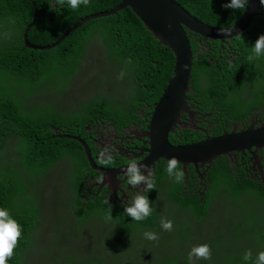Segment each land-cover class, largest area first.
Returning a JSON list of instances; mask_svg holds the SVG:
<instances>
[{
	"label": "flooded vegetation",
	"instance_id": "af4514ba",
	"mask_svg": "<svg viewBox=\"0 0 264 264\" xmlns=\"http://www.w3.org/2000/svg\"><path fill=\"white\" fill-rule=\"evenodd\" d=\"M260 7L262 10L252 18L245 30L232 38L204 37L189 31L190 44L198 46V50L193 51V63L199 60V53L203 55L209 65L213 66V71L216 69L219 73L234 71L233 89L225 84L202 92L209 83L208 73L197 71L192 74L191 70L188 86V90L191 91L186 92L185 109L178 111V122L168 133L171 145L185 146L202 142L206 137L231 132L244 133L252 130L259 134L264 133V72L258 78L254 66H248L239 61V55L246 54L244 52L245 39L254 40L259 31L264 29V22L261 21L264 20V16H262L264 15V6L260 5ZM243 13V9H226L212 16L210 18L212 22L207 23L217 28H229L240 21ZM215 33L220 36L219 33ZM150 52L147 51L143 55L140 70L122 66L121 71L124 70L126 73L144 72L152 75L155 70L149 66ZM255 60L260 64L263 55L260 59ZM227 63L231 66L225 70ZM75 79L76 75L71 77V85ZM115 87L116 93L106 98L119 104L111 105L107 111L95 108L104 117L85 120L83 124L75 125V128L72 129L74 131L70 134L71 136L85 139L89 144L99 170L92 169L93 172L86 170L87 176L81 181L78 188L82 195L80 209L72 208V203L78 204L77 201L71 197L67 198L66 195L62 196L69 207L62 216L68 214L72 217V213L75 214L73 211L81 215L91 213L102 239L114 238L118 233L125 235L126 241L122 247L110 251L118 255L120 260L127 259L140 263L151 261L159 264L162 261H174L176 264H189L187 257L190 248L200 244L197 243L200 239L205 241L207 238L210 230L209 218L220 211L219 206L227 207V203L230 202L227 192L228 181L234 182L239 189L252 186L264 194V142L258 141L257 144L245 146L231 155L219 157L209 167L180 163L184 179L181 183H175L166 172V159L160 158L154 162L149 160L147 164L151 147L146 130L155 105L166 87H163V92L152 104L144 105L142 103L135 111H132L129 104L124 101V80H115ZM14 92L18 93L19 89L14 88ZM21 95L24 96V92H21ZM146 99L147 97H143L142 100L146 101ZM32 101L33 96L26 98L23 107L30 108ZM63 107L70 109L72 105L67 103ZM14 140V137H11L10 141ZM90 149L88 147L89 151ZM9 150L10 147L4 148L0 161L3 157L8 156ZM102 150L111 153L112 164L106 166L98 162ZM130 160L146 164L153 171L156 189L146 191L144 195L147 196L152 212L158 221L157 228L153 232L158 235V240L146 239L144 233L151 232L152 229L146 231L138 229V224L129 219L124 212V206L130 203L133 193H143L145 188V185L141 184L136 189H132L127 183L124 171ZM63 162L70 172L69 162ZM220 168H224V175L219 173ZM144 174L147 175L146 172ZM159 177H163L160 183L158 182ZM177 197H180L185 204L189 205L190 202L196 209L204 212L203 221L197 223L189 208H183L173 201V198ZM243 199L251 202L256 200L264 204V198H258L249 191H244ZM46 202L47 192H45V200L40 203L41 211L42 205ZM110 206L113 218L106 220L105 216ZM235 217H238V212L235 209L231 212L225 210V220ZM162 218L172 221L171 231L162 228ZM41 221L42 219L39 217L38 225ZM38 225L31 235L32 243H43L36 241ZM232 226L235 228L234 224ZM82 231L87 232L86 230ZM193 231L197 234L196 240L189 234ZM115 240L123 241L117 237ZM211 240H218L220 243H209ZM208 245L213 249L225 250L228 262L253 264L257 254L264 251V215L258 219L254 230L247 235L240 233L228 236L221 233L219 228L216 234L209 237ZM167 246L183 251L181 255L166 254L164 250ZM72 250L67 246L66 252L70 257H72ZM249 250L252 252V260L244 261L243 256ZM101 257L102 252L96 253L94 260H104ZM115 261V258L110 256L104 260L105 264H114ZM218 262L220 259L217 253L213 252L210 260H204L202 263L196 260L195 264H217Z\"/></svg>",
	"mask_w": 264,
	"mask_h": 264
},
{
	"label": "trees",
	"instance_id": "16d2710c",
	"mask_svg": "<svg viewBox=\"0 0 264 264\" xmlns=\"http://www.w3.org/2000/svg\"><path fill=\"white\" fill-rule=\"evenodd\" d=\"M176 1L193 16L203 20L230 9L223 6L230 0H206L212 3L204 5H192L191 0ZM53 2L55 0H0V157L4 148L10 147L8 156L0 161V206L7 209L21 227L18 245L7 264H29L32 261L36 264H50L42 261L35 247L30 245L31 235L39 223L40 203L45 200V192L37 187L35 195L32 194L35 206H30V196L27 192H32V187L37 186L42 177H48L52 169H58L60 163L67 160L76 147V142L71 137L58 136L52 126L70 134L74 131L66 127V123L73 117L61 106L69 102L66 101L67 93L64 91L71 86V77L78 74L88 47L98 44L101 54L110 61L135 70L141 69L143 55L151 51L149 66L155 71L150 76L162 80V87H166L174 70L173 52L159 44L141 20L128 8L116 15L87 22L53 50L28 49L24 46L22 36L29 24H32V27L27 33V40L31 44H52L82 18L112 9L121 0H91L87 7L81 5L76 10L71 9L66 2L64 6ZM35 14L36 18H34ZM210 18L208 22H212ZM261 34H264V29L259 31L254 40L245 39L246 54L239 55L241 63L256 68L258 78L264 72V55L260 64L256 60L249 62L247 57ZM192 49L197 51V46L192 45ZM198 55L199 60L192 63V74L206 71L209 82L202 92L225 84L233 89L234 71L231 73L227 71L219 73L218 69L213 71V66L207 63L203 55L199 53ZM128 60L131 63H127ZM230 66L231 64L227 63L225 70ZM14 88L19 89V92H14ZM21 92H24V96ZM32 96L30 108H24V101ZM89 101L85 100V102ZM99 101L103 104H94L93 107L102 111H107L111 105H117ZM91 103L92 101L88 105ZM83 123L74 122L75 125ZM9 137H14L13 145L9 144ZM219 173L224 175V168H220ZM162 179L163 177H159L158 182L160 183ZM244 191H249L258 198H264V194L252 186L239 189L234 182L228 181L229 201L236 208L238 217L227 219L224 228L220 230L221 233L228 236L240 233L247 235L254 230V225L260 218L258 212L264 208V204L256 200L252 202L244 200ZM173 201L183 208H189L197 223L203 221L204 212L196 209L190 202L189 205L185 204L180 197L173 198ZM81 207L82 204L72 203L73 209ZM73 212H75L72 213L74 216L70 217L72 229L80 232L82 239L87 240L89 244L85 251L80 246L72 247V257L67 254V246H65L66 261L63 264H105L104 260L109 256L115 258L114 264H159L151 261L136 263L127 259L120 260L118 255L107 249L115 243L113 239H102L104 243L97 245L95 251L91 250L93 235L90 238L86 233L100 234L93 215ZM135 223L142 231L152 229L151 232H154L158 221L152 212L148 219ZM232 224L235 228H232L228 234L227 231ZM189 234L197 239L194 231ZM114 238L116 239V236ZM203 242L204 240L200 239L197 243ZM209 243L220 242L211 240ZM78 249L82 250V256L76 252ZM164 251L166 254L181 255L183 250L167 246ZM100 252L104 260H94V255ZM199 261L202 263L204 260ZM160 264H176V262L162 261Z\"/></svg>",
	"mask_w": 264,
	"mask_h": 264
},
{
	"label": "clouds",
	"instance_id": "9594fccd",
	"mask_svg": "<svg viewBox=\"0 0 264 264\" xmlns=\"http://www.w3.org/2000/svg\"><path fill=\"white\" fill-rule=\"evenodd\" d=\"M174 1L176 3H178L176 0H174ZM65 2L73 10L78 9L81 5H84L85 7H87L90 4V0H55V2H53V3H56L57 5L64 6ZM248 2H249V0H230L229 3H226L223 6L226 8L233 9V10L243 9L245 11V8H246V5L248 4ZM259 2H260L261 6H264V0H259ZM210 3H212V1L191 0L192 5H204V4H210ZM178 4L183 8V6L180 3H178ZM260 5L258 8L257 14H258V12H260L262 10ZM183 9H185V8H183ZM109 10H111V9H109ZM109 10H106V11H109ZM187 12L189 14H191L189 11H187ZM243 15H244V13H243ZM243 15H242V17H243ZM262 16H264V15H262ZM193 17H195V16H193ZM34 18H36V14L34 15ZM195 18L197 20L201 21L202 23H207L210 16L206 20L199 19L197 17H195ZM261 21L264 22V20H261ZM29 25H31V27H32V24H29ZM25 30H24V32H25ZM189 31H192L195 34L201 35L200 33H197L193 30L187 29L188 39H189ZM23 35H24V33H23ZM201 36L211 37V36H205V35H201ZM232 37H234V36H232ZM232 37H226L224 35H220L218 38H232ZM22 38H23V36H22ZM212 38H217V37H212ZM158 42H159V40H158ZM23 43H24V38H23ZM159 44H160V42H159ZM189 44H190V40H189ZM93 45H95V44H93ZM161 45H163V44H161ZM192 45L190 44L191 52H192V58H193ZM24 46H25V44H24ZM91 47H88V52L91 49ZM197 50H198V46H197ZM262 55H264V34L259 35V37L256 39L254 45L252 46L251 54L248 55L247 59L249 62H251L255 59L260 58ZM103 58L106 60V62L108 64H110V66L112 68V76H111L110 81L108 82L109 87L112 89V92L108 93V94L98 92L97 94H93L90 96H80L78 98H75L74 100H70L69 102H66L63 106H65L67 103H70L72 105V108L66 109L63 106H61V108L69 111L71 116L73 117L72 120H69L66 123V127L74 129L75 128V124H74L75 121L83 122V121L89 120V119H96L98 117H104L103 114H101L97 109H95L93 107V105L95 103H102L99 100H103L107 103L119 104V103L112 101L110 98H106L107 96H111V95H114L116 93L115 80H124V85H125L124 101H125V103L129 104L130 109L132 111H135L142 103H144V105L152 104L156 99H158V97L163 92V87L161 86L162 80L155 79V78L151 77L150 75H148L144 72L126 73L124 70L121 71V67H122L121 64H117V63L110 61L106 56H103ZM193 60H194V58L192 59V63H193ZM127 63H131V61L128 60ZM81 66H80V68H81ZM80 68H79V70H80ZM78 73H79V71H78ZM77 75H76L75 82L65 91L66 93L76 83ZM129 77H130V79H129ZM190 78H191V73H190ZM170 79H169V81H170ZM167 86H168V83L166 85V88H167ZM165 90H164V92H165ZM163 94H162V96H163ZM162 96L160 97V99L157 101V103L155 105V108L152 112V117H153V114L156 110V107L158 106V104L161 101ZM143 97H147L146 101L142 100ZM85 100H90V101H92V103L90 105H88L90 101L85 102ZM152 117H151V120H152ZM151 120H150V123H151ZM172 128H173V126H172ZM56 129H58V128H56ZM56 133H63V134H69L70 135V133L62 132L60 129H58V131H56ZM231 133H235V132H231ZM228 134H230V133H228ZM10 139H11V137H9L8 142H9V144L13 145L14 141L11 142ZM84 141L87 143V141L85 139H84ZM75 142H76V147L73 150V154L71 156H69L67 158V160H65V161H68L70 164V172L66 168L64 162L63 161L61 162V164H63L64 168L66 169L65 178H64L66 188H64L61 193H62V196L66 195L67 198L71 197L74 201H77L78 204H81L82 195L79 192L78 188L80 186L81 181L87 176L86 170H88L89 172H93L92 169L93 170H99V168L97 167L96 163L94 162V160L92 159V157L90 156V154L88 153V151L86 150L84 145L80 141H75ZM219 157H223V156H219ZM98 162L101 165L107 166V165H110L113 163V157H112L111 153L108 152L107 150H102L99 154ZM147 162H149V160ZM145 172L147 173V175L144 174ZM166 172H167L169 178L173 179L175 181V183H181L184 179V172L180 170V161L174 156L167 159ZM124 175L127 177V183L131 186L132 189H136L141 184L145 185L143 193L142 192L133 193L131 200H130V203H128L124 206V212L129 219H131L134 222L144 221L145 218L150 216L152 213L151 204H150L147 196L144 195V192L156 189L153 171H152L151 167L146 165V164L138 163L136 160H130L126 166V169L124 171ZM49 177H50V175L48 177L41 178L38 182V187H40V190L43 192H46L45 186H46V183H47ZM50 198L51 197H49V195L47 194V202L50 200ZM105 203H108V201H105ZM68 208L69 207L67 206V210H68ZM233 209L236 210V208L233 207L230 202H228L227 203V211L231 212ZM258 213L260 214V217L263 216L264 215V208L261 209ZM61 217L62 216H60L59 219ZM112 218L113 217L111 215V206H110L109 211L107 212V214L105 216V219L111 220ZM57 221H58V219L54 223H56ZM225 221H224V223H225ZM54 223H53V226H54ZM224 223H223V225L220 226V230L224 228ZM232 225L229 226V230L227 231L228 234H230V232L232 231V228H233ZM53 226H52V231H53ZM161 226L164 230L171 231L172 227H173L172 221L162 218L161 219ZM37 233H38V237L36 238V241H40L43 243H31L30 245L34 246L35 250L38 247H43V252L41 254H38V256L41 257L42 259H45V261L50 263V264H63L66 261L65 246H69V245L62 243V242H54L52 240V232L48 238H47L46 231H40V232L37 231ZM20 236H21V227H20L19 223L12 217V215L10 214V212L7 209L0 206V264H7V261L14 255V249L18 245V241H19ZM116 237L118 239H122L123 241H126L125 235H121L120 233H118L116 235ZM144 237L148 240H158L159 239V237L156 233H153L150 231H146L144 233ZM118 243H120V242H118ZM69 247H71V246H69ZM187 259L189 261V264H195V261L200 260V259L210 260L211 259V247L207 243L194 245L191 247V249L188 253ZM243 260L244 261H251L252 260L251 250L245 252V254L243 256ZM135 262L140 263L137 261H135ZM145 262H147V261H144L143 263H145ZM253 264H264V251H260L257 254L256 259L253 262Z\"/></svg>",
	"mask_w": 264,
	"mask_h": 264
},
{
	"label": "water",
	"instance_id": "95a60500",
	"mask_svg": "<svg viewBox=\"0 0 264 264\" xmlns=\"http://www.w3.org/2000/svg\"><path fill=\"white\" fill-rule=\"evenodd\" d=\"M259 5V0H249L244 15L239 22L229 28H217L197 20L174 0H121L116 7L109 11L85 17L69 30H66L52 44L34 45L29 43L27 32L31 25L26 28L23 38L24 44L28 49L39 51L53 50L71 33L87 22L116 15L125 8H129L132 13L141 19L145 27L159 40L160 44L170 49L175 57L172 77L146 130V136L150 140L149 144L151 147L148 160L154 162L160 158L167 160L174 156L184 165L193 164L199 167H209L219 156L231 155L245 146L257 144L258 141L264 142V133L259 134L252 130L244 133H224L206 137L202 142L185 146L175 147L170 144L168 133L172 130V126L178 122V111L185 109L186 92L191 91L190 89L188 90V86L193 58L187 29L211 37H219L215 32L226 37L236 36L244 31L252 18L256 16ZM52 128L58 131L54 126ZM56 134L60 137H71L74 141H80L98 167L96 159L92 156L93 153L89 144L83 139L69 134Z\"/></svg>",
	"mask_w": 264,
	"mask_h": 264
},
{
	"label": "rangeland",
	"instance_id": "374dc122",
	"mask_svg": "<svg viewBox=\"0 0 264 264\" xmlns=\"http://www.w3.org/2000/svg\"><path fill=\"white\" fill-rule=\"evenodd\" d=\"M111 76L112 68L110 64H108L103 58V55L100 52L99 45H93L87 53L86 58L79 70L76 83L67 92L66 101L74 100L75 98H78L80 96H90L93 94H97L98 92L104 94L111 93L112 89L108 84ZM65 173L66 169L64 168V165L60 163V167L58 169H53L51 171L50 177L45 186V190L51 198L48 202L42 205L43 213L42 211H40L39 214L42 221L40 225H38L37 231H46L47 238L51 235L53 223L57 220L58 217L62 216L67 211V204L64 201L61 193L62 190L66 188L64 180ZM36 190L37 186L32 187V192H27L30 196V206H35L32 194L35 195ZM219 208L220 211L216 212L212 217L209 218L210 230L208 232L206 240L203 243L208 244L209 237L213 234H216L220 226L223 225L225 221V210H227V207L223 205L219 206ZM72 216L74 215L72 214ZM86 235L90 238L93 235V242H91L90 245V249L93 251H95L97 245H99L100 243H104L102 242V236L100 234L94 235L93 233H86ZM111 239H113V242L115 243L111 246H108V251H115L117 249H120L125 243L124 241H117L115 240V238ZM52 240L54 242L65 243L71 247L80 246L84 251L87 249L89 244L87 240L82 239V234L80 232L73 231L71 226V218L68 214H65L60 219H58L56 223H54ZM42 252L43 247H38L36 249L37 255L41 254ZM76 252L79 256H82L83 252L81 249L76 250ZM213 252L217 253L220 259V262H218L217 264L228 263V255L225 250L211 248V256ZM39 258L42 261H45V259H42L41 257ZM29 264H36V262L32 261Z\"/></svg>",
	"mask_w": 264,
	"mask_h": 264
}]
</instances>
